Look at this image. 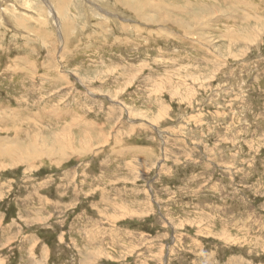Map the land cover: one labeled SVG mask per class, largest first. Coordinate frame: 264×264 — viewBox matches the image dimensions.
Listing matches in <instances>:
<instances>
[{
    "label": "rangeland",
    "instance_id": "rangeland-1",
    "mask_svg": "<svg viewBox=\"0 0 264 264\" xmlns=\"http://www.w3.org/2000/svg\"><path fill=\"white\" fill-rule=\"evenodd\" d=\"M0 264H264V0H0Z\"/></svg>",
    "mask_w": 264,
    "mask_h": 264
}]
</instances>
